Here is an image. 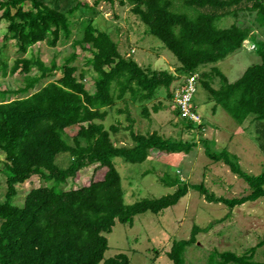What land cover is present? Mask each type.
Listing matches in <instances>:
<instances>
[{
    "label": "trees",
    "instance_id": "16d2710c",
    "mask_svg": "<svg viewBox=\"0 0 264 264\" xmlns=\"http://www.w3.org/2000/svg\"><path fill=\"white\" fill-rule=\"evenodd\" d=\"M109 1L113 4L116 0ZM118 1L131 6L132 13L146 26L145 34L155 36L161 48L174 54L179 64L173 72L146 69L134 55L122 54L115 35L95 25L99 14L97 1L89 4L85 0H0V23L7 22L4 39H13L18 52L11 67L0 58L1 75L7 77L19 72L25 76L24 86L14 91L0 90V152L5 154L3 173H6L5 200H0V264H100L102 261L130 264L124 253L104 258L107 235L117 221L132 226L136 216L149 211L158 214L176 205L191 188L200 191L209 202L231 207L264 199V168L259 174L247 172L238 154L226 148H213L215 142L208 139H203L207 154L242 178L251 189L248 195L232 199L218 197L203 183L189 185L180 179L170 183L161 178L177 186L176 191L128 203L125 200L128 193L115 164L116 158L136 164L147 160L153 152L188 153L195 147V140L185 142L157 131H135L128 106L131 103L142 107L143 114L149 117L147 103L160 90L165 89L168 99H174V88L194 74L199 76L197 85L201 82L215 102L214 109L222 107L239 125L253 117L264 154V43L260 41L259 46L251 43L260 54V62L249 66L235 81H230L218 67L231 54L241 48L248 49L252 37L251 28L235 22L222 27L221 23L229 17L236 18L237 12L253 11L259 25L264 24V0ZM79 11H92L93 15L84 20L81 39L72 40L71 44L91 52L88 63L92 72L83 68L79 71L72 64L77 58L72 52L62 66V76L51 79L49 76L58 66L47 67L40 58L28 57V52L37 43L56 47L60 41H70L77 25L73 18ZM34 67L40 75L31 74ZM87 72L95 85L93 93L86 88ZM46 78H49L46 84L30 92ZM218 78L216 87L213 81ZM122 109L127 114L123 121L110 123L111 117L124 113ZM154 109L157 112L158 106ZM175 112L181 116V111ZM129 118L132 124H128ZM126 120L123 128L129 130V136L123 137L118 134L117 124ZM188 121V128L194 127L201 133L209 130L203 117L199 125ZM73 128H77V133L70 136L68 130ZM126 138L129 141L125 142ZM62 153L70 154L65 168L57 164ZM95 164L106 169L103 179L77 189L62 190L61 186L69 179ZM37 176L52 185L34 188L22 206L14 204L16 186ZM192 231L190 239L173 242L168 256L174 264H185L184 252L196 243L194 233L201 229L194 226ZM263 247L264 236L242 254L231 250L213 253L206 264H264V260L255 259L257 250Z\"/></svg>",
    "mask_w": 264,
    "mask_h": 264
},
{
    "label": "rangeland",
    "instance_id": "374dc122",
    "mask_svg": "<svg viewBox=\"0 0 264 264\" xmlns=\"http://www.w3.org/2000/svg\"><path fill=\"white\" fill-rule=\"evenodd\" d=\"M85 1L89 4L98 2L99 14L95 19V25L101 30L109 31L115 35L114 39L122 54L127 57L134 55V58L146 69L157 71L168 69L173 72L174 67H178L179 62L174 54L168 49L161 48L160 41L155 36L145 34L146 26L132 13L131 6H123L118 0L113 4L109 0ZM92 15V11L77 12L78 17L73 18L77 25L70 41L66 43L60 41L56 47H51L45 42L37 43L31 47L27 56L40 58L47 67L56 64L58 69L49 76L54 80L62 76V66L72 52L77 55L72 64L77 65L79 71L83 68L90 69L92 72V66L88 63L92 58L91 52L79 46L74 48L71 44L72 40L81 39L83 22ZM234 22L241 27L251 28L250 37H252L248 49L241 48L218 64L220 70L226 74L230 81H235L249 66L260 62V54L257 50H253L254 45L251 43L254 42L258 46L261 44L260 41L264 43V24L259 25L256 13L253 11L237 12L236 18L225 19L221 26L228 27ZM6 25L5 20L0 23V58L6 60L11 67L18 52L13 39L7 41L4 39L7 32ZM40 73L37 67H34L31 72L32 75H40ZM85 77L86 88L93 93L95 85L91 81V75L87 72ZM48 81L49 78L42 80L30 92L38 90ZM24 84V74L17 72L14 75L3 77L0 71V90L14 91ZM213 84L216 87L219 86V78L215 79ZM158 94L151 102L147 103L149 117L143 114L142 107L130 103L128 106L134 123L132 124L129 118L128 124H132L133 129L137 132L157 131L174 140L185 142L195 140V147L188 153L183 150L170 153L151 152L152 154L147 160L136 164L126 163L121 158H116V167L121 173L123 187L128 193L125 197L126 202L133 203L142 198H159L174 193L178 187L167 182L173 183L179 179L189 185L203 183L209 192L218 197L232 199L248 195L251 192L249 185L232 173L226 164L215 162L210 158L203 139L215 142L216 145L213 148H226V150L238 154L244 170L251 174H259L264 168V154L259 147L257 127L253 117L249 116L243 124H237L222 107L218 106L214 109L215 102L199 82L191 107L201 118H204L208 125V132L201 133L194 127L188 128L189 121L182 114L180 116V113L175 112L183 111L182 105L173 98L168 99L165 89L160 90ZM18 96L22 95L10 97ZM154 106H158L157 112H155ZM122 112L124 113H120L122 114L120 116L111 117L110 123L115 120L123 121V117L125 118L127 114L124 109ZM125 123L127 124V120L123 124L118 122L117 126L120 128L118 134L124 135L123 137L126 134L128 137L129 130L123 128ZM68 133L70 136L75 135L77 128L68 130ZM127 141L129 140L126 138L125 142ZM69 158L70 154L62 153L57 157V164L61 168H65L69 163ZM4 160L5 154L0 152L1 201L5 200L6 194V173H3L5 171ZM98 165L82 169L76 178L69 179L66 184L61 186L62 190L77 189L88 185L91 181L103 179L106 169ZM161 178L167 179V182ZM179 184L181 185V182ZM50 185L52 182L44 181L38 176L32 177L25 183L16 186L17 195L13 200L14 204L22 206L26 195L32 189ZM147 186L150 188H143ZM194 226H199L201 231L194 233L196 234V243L188 246L184 252L185 264H206L209 256L217 252L231 250L242 254L250 247L257 245L264 236V199L248 201L242 205L231 207L223 203L209 202L200 191L191 188L189 193L182 197L176 205L158 214L149 211L136 216L132 226L117 221L111 233L107 235L108 249L104 258L108 259L124 253L130 258V264H174L168 256L173 242L190 239ZM208 226L211 227L208 228ZM206 228L208 231L204 230ZM263 259L264 256H261L257 260ZM100 264H103V261Z\"/></svg>",
    "mask_w": 264,
    "mask_h": 264
},
{
    "label": "built area",
    "instance_id": "2783aa9c",
    "mask_svg": "<svg viewBox=\"0 0 264 264\" xmlns=\"http://www.w3.org/2000/svg\"><path fill=\"white\" fill-rule=\"evenodd\" d=\"M198 78V74L191 75L186 78V81L183 84L174 88V99L183 107V111H181L182 116L199 125L202 123V118L191 107V102L197 92ZM181 105L179 106L181 107Z\"/></svg>",
    "mask_w": 264,
    "mask_h": 264
},
{
    "label": "crops",
    "instance_id": "0c3cea01",
    "mask_svg": "<svg viewBox=\"0 0 264 264\" xmlns=\"http://www.w3.org/2000/svg\"><path fill=\"white\" fill-rule=\"evenodd\" d=\"M255 259H260L261 256H264V249L263 248H259L255 254ZM264 260V259H263ZM263 260H257V261H263Z\"/></svg>",
    "mask_w": 264,
    "mask_h": 264
}]
</instances>
